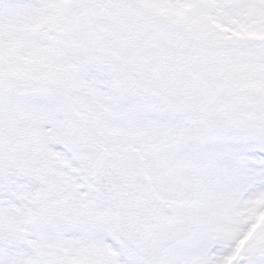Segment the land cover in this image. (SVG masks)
I'll return each instance as SVG.
<instances>
[{"label":"snow or ice","instance_id":"obj_1","mask_svg":"<svg viewBox=\"0 0 264 264\" xmlns=\"http://www.w3.org/2000/svg\"><path fill=\"white\" fill-rule=\"evenodd\" d=\"M0 264H264V0H0Z\"/></svg>","mask_w":264,"mask_h":264}]
</instances>
